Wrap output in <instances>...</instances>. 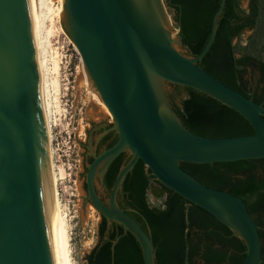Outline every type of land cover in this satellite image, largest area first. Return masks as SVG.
I'll return each mask as SVG.
<instances>
[{
	"label": "water",
	"instance_id": "water-1",
	"mask_svg": "<svg viewBox=\"0 0 264 264\" xmlns=\"http://www.w3.org/2000/svg\"><path fill=\"white\" fill-rule=\"evenodd\" d=\"M225 4L222 0L213 18L204 51L193 57L180 51V22L176 41L172 38L165 0H66L63 30L119 135L117 144L88 166L89 201L101 218L137 239L144 264H157L155 245L117 202L140 161L162 186L208 212L244 242L242 264H263L260 228L244 201L201 184L181 167L264 159V104L198 66L215 43ZM173 86L192 88L226 105L255 133L206 138L190 132L171 103ZM126 152L131 159L102 201L96 183L102 184L111 164ZM0 264H64L46 163L30 0H0Z\"/></svg>",
	"mask_w": 264,
	"mask_h": 264
},
{
	"label": "trees",
	"instance_id": "trees-1",
	"mask_svg": "<svg viewBox=\"0 0 264 264\" xmlns=\"http://www.w3.org/2000/svg\"><path fill=\"white\" fill-rule=\"evenodd\" d=\"M181 23L187 55L196 57L207 46L213 18L222 0H165ZM250 15L241 0H226L216 40L198 66L213 78L257 104H264V0H252ZM246 29H254L240 58L234 41ZM252 69L258 79H246ZM170 100L183 125L206 138L253 135L254 129L240 114L212 97L192 88L173 86ZM131 159V158H130ZM125 154L110 167L107 184L112 188L120 169L127 164ZM184 171L201 184L226 191L244 201L260 228L264 264V159L234 163H181ZM151 181L162 188L161 208L148 202ZM123 210L132 216L155 245L157 264H242L247 247L233 232L200 207L162 186L140 161L123 184ZM107 220L98 229L99 242L87 256L88 264H144L137 239L114 223L106 238ZM117 241L116 244L114 242Z\"/></svg>",
	"mask_w": 264,
	"mask_h": 264
},
{
	"label": "rangeland",
	"instance_id": "rangeland-1",
	"mask_svg": "<svg viewBox=\"0 0 264 264\" xmlns=\"http://www.w3.org/2000/svg\"><path fill=\"white\" fill-rule=\"evenodd\" d=\"M250 0H241V8L243 11H248ZM57 6V4L55 5ZM169 16L173 21V29L179 31V25L176 21L175 12L168 9ZM51 24L47 21V25ZM54 26H57V24ZM253 31L246 29L243 34L234 41L236 48V56L240 58L242 51L248 45ZM186 53L187 50L183 47L180 50ZM46 67L48 71L49 83L54 77V65L59 63L60 83V110H57L56 103L52 102V110L50 116L53 161L55 164L56 173L60 169H64L67 176L64 183H58L59 199L63 211H68L69 234L71 238L72 259L74 264H88L87 256L96 246L98 241V227L101 222L100 214L94 210H90L91 204L87 203L85 209L83 205L88 202L81 189L82 183H77L78 201L72 196L75 193L73 183H69V176L75 178V173L79 171L80 156L86 145L87 136L89 142L86 149L90 154L93 153L94 144L100 138L97 131L101 128H107L114 125L113 119L104 115L100 108L94 103L92 95L82 86L83 82V62L75 45L66 35L60 33L55 27L45 44ZM264 58V51H263ZM53 74V75H52ZM81 78V79H80ZM258 79V74L252 69L247 70L246 79ZM53 93L52 88L50 89ZM109 121H112L110 124ZM94 125V126H93ZM93 126L89 134V130ZM96 132V134H94ZM84 181V180H83ZM82 181V182H83ZM60 182V181H59ZM99 194L108 199V195L99 182L96 183ZM79 188V189H78ZM162 188L155 181H151V186L148 191V202L153 208H161L164 198L160 196Z\"/></svg>",
	"mask_w": 264,
	"mask_h": 264
},
{
	"label": "bare ground",
	"instance_id": "bare-ground-1",
	"mask_svg": "<svg viewBox=\"0 0 264 264\" xmlns=\"http://www.w3.org/2000/svg\"><path fill=\"white\" fill-rule=\"evenodd\" d=\"M57 4V6H55ZM65 4L66 0H30V12H31V23H32V34H33V44L36 60V69L38 77V86L40 94V103H41V112H42V122H43V131H44V142H45V153H46V163L48 170V177L50 183V190L54 208V214L64 259V264H74L72 259V246L71 238L69 234V225H68V211H63L60 199H59V181L65 179L67 173L64 169H60L59 173H56L55 164L53 161V148H52V134H51V125H50V116L52 110V102L56 103L57 110H60V83L58 80L59 76V63L56 62L53 69L54 77L49 83V76L46 67V58H45V44L54 31L55 27L59 29L60 33L66 35L62 27L63 16L65 13ZM47 21H50L47 25ZM173 25V21L171 20ZM54 24L57 26H54ZM174 26V25H173ZM178 35V30L174 29L172 38L176 41ZM76 48V47H75ZM77 49V48H76ZM78 51V49H77ZM79 53V52H78ZM82 59V58H81ZM83 62V60H82ZM83 82L84 86L93 97L94 103L100 108V111L112 118V115L103 102L100 94L96 91L93 82L89 76V73L83 62ZM52 74V75H53ZM81 79V78H80ZM53 93L51 92V89ZM51 97L53 98L52 102ZM52 107V108H51ZM79 189V188H78ZM90 210L96 211V209L90 205Z\"/></svg>",
	"mask_w": 264,
	"mask_h": 264
},
{
	"label": "flooded vegetation",
	"instance_id": "flooded-vegetation-1",
	"mask_svg": "<svg viewBox=\"0 0 264 264\" xmlns=\"http://www.w3.org/2000/svg\"><path fill=\"white\" fill-rule=\"evenodd\" d=\"M251 4H252V0H250V4H249V9H248V11H247V13H248V15H250L251 14V12H252V8H251ZM250 31H253L254 32V29H250ZM110 122V124H112V121H109ZM94 126V125H93ZM93 126H91V128H90V130H89V134H90V132H91V130H93ZM112 127H113V125L112 126H109V127H107V128H101L99 131H97L98 133H99V135H100V138L97 140V142L94 144V150H93V153L92 154H90V152H89V150L88 149H86V145L88 144V142H89V135L87 136V143H86V145L84 146V150L82 151V153H81V156H80V159H81V162H80V166H79V181L82 183V186H81V189H82V191H83V193H84V195H85V199L86 200H88V202H89V204H91L90 203V201H89V197H88V190H87V183H86V174H87V172H88V166L89 165H91L93 162H94V160H95V157L96 156H99L101 153H103L104 151H106V150H108V149H110L111 147H113L114 145H116L117 144V142L119 141V135H118V133L115 131V130H112ZM94 134H96V132H94ZM125 154V161L126 160H129L130 158H131V155L128 153V152H126V153H124ZM120 157V156H119ZM118 157V158H119ZM117 158V159H118ZM116 161V160H115ZM114 161V162H115ZM113 162V163H114ZM112 163V164H113ZM112 164H111V166H112ZM110 166V167H111ZM110 167H109V169L106 171V173H105V175H104V177H103V181H102V184H100L101 186H102V188L104 189V192L109 196L110 195V193H111V191H112V189H113V185H114V183H115V180H116V178H117V176H116V178L114 179V182H113V184H112V188H109L108 187V184H107V180H108V175H109V173H110ZM84 180V181H83ZM83 181V182H82ZM124 184V183H123ZM123 186L124 185H122V187H121V189L119 190V192H118V195H117V202H118V204H119V206L121 207V202H123L124 200H125V198H124V193H123ZM96 189H97V187H96ZM97 193H98V195L100 196V198H101V200L102 201H105V198L104 197H102L100 194H99V192H98V190H97ZM127 212H130V209L128 208V209H125ZM103 219L104 218H101V222L103 221ZM101 222H100V224H101ZM114 223L115 222H113V223H108L107 224V232H106V238L108 237V235L112 232V229H113V225H114ZM100 224H99V226H100ZM98 229H99V227H98ZM98 242H99V236H98V241H97V244H98ZM96 244V245H97ZM95 248V247H94ZM93 248V249H94ZM92 249V250H93ZM92 252V251H91ZM90 252V253H91Z\"/></svg>",
	"mask_w": 264,
	"mask_h": 264
},
{
	"label": "built area",
	"instance_id": "built-area-1",
	"mask_svg": "<svg viewBox=\"0 0 264 264\" xmlns=\"http://www.w3.org/2000/svg\"><path fill=\"white\" fill-rule=\"evenodd\" d=\"M79 162V166H80V161H78ZM75 178L74 179H72V177H71V175L69 176V183H73V186L75 187L74 188V190H75V193H77V183L79 182V171L77 172V173H75ZM59 183H64V180L63 179H61L60 180V182ZM72 196L74 197V198H76L77 199V201H78V193L77 194H72Z\"/></svg>",
	"mask_w": 264,
	"mask_h": 264
}]
</instances>
